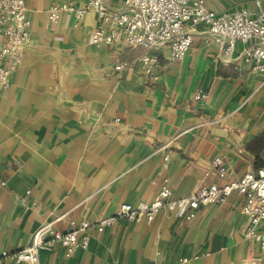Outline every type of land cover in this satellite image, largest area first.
I'll list each match as a JSON object with an SVG mask.
<instances>
[{
  "label": "crops",
  "instance_id": "obj_1",
  "mask_svg": "<svg viewBox=\"0 0 264 264\" xmlns=\"http://www.w3.org/2000/svg\"><path fill=\"white\" fill-rule=\"evenodd\" d=\"M87 2L25 0L30 44L0 90V253L67 211L96 223L121 203L155 197L165 181L174 198L186 196L215 180L205 175L215 156L227 180L264 166V147H248L264 137V78L240 57L241 41L224 63L222 45L198 26L180 61L166 46L152 48L159 62L149 74L141 47L92 43L101 23L94 10L47 18L53 5ZM206 2L216 12L259 9L254 0ZM199 90L206 96L196 101ZM243 202L233 192L184 225L164 209L151 222L117 219L103 231L91 228L88 246L70 256L59 243L41 251L39 264H264V249L243 235Z\"/></svg>",
  "mask_w": 264,
  "mask_h": 264
},
{
  "label": "built area",
  "instance_id": "obj_2",
  "mask_svg": "<svg viewBox=\"0 0 264 264\" xmlns=\"http://www.w3.org/2000/svg\"><path fill=\"white\" fill-rule=\"evenodd\" d=\"M262 2L263 0H254L259 8L255 12L246 7L216 12L207 6L206 0H123L119 9L107 7L102 0H88L81 7L69 3L53 5L47 18L50 22H56L62 12H69L80 19L87 11L94 10L101 23L93 32L92 43L113 45L123 42L130 47H141L144 51L139 60L149 74L159 62L157 54L149 52L152 48L166 46L169 49V59L180 61L191 47L194 30L202 26L212 35L214 41L222 45L224 63L233 61L236 43L241 41L244 47L240 57L252 62L253 69L264 78ZM29 30L30 20L26 14L25 0H0V90L12 83L11 77L30 44ZM124 66L123 63H117L115 69ZM205 96L199 90L194 99L198 101ZM167 147L168 143L161 146L160 150ZM167 157L165 154L164 158ZM210 174H214V181L204 182L197 190L180 198L172 196L171 188L165 181L155 197L136 204L121 203L114 214L96 223L78 221L71 211L54 216L37 228L27 243L1 252L0 264L4 260L39 264L41 251L50 250L55 243H59L64 248V254L70 256L78 249L88 246L91 228L103 231L117 219L135 221L145 218L151 222L161 209L167 210L180 225H184L194 217L197 209L210 204H222L233 192L243 197L242 212L249 220V224L243 228V235L257 241L264 249V232L258 230L264 223V166L227 180L223 159L215 156L211 162V170L205 172L206 176ZM61 219H65L67 224L64 229L56 226ZM187 260L184 257L179 262L184 263Z\"/></svg>",
  "mask_w": 264,
  "mask_h": 264
},
{
  "label": "trees",
  "instance_id": "obj_3",
  "mask_svg": "<svg viewBox=\"0 0 264 264\" xmlns=\"http://www.w3.org/2000/svg\"><path fill=\"white\" fill-rule=\"evenodd\" d=\"M250 150H254L253 148H262L264 147V137L263 139H257L256 142L254 141L252 144L248 145Z\"/></svg>",
  "mask_w": 264,
  "mask_h": 264
}]
</instances>
